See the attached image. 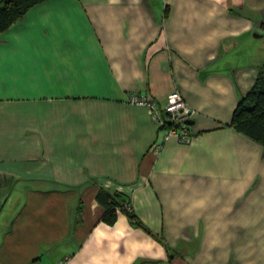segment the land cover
Instances as JSON below:
<instances>
[{
	"label": "crops",
	"instance_id": "1",
	"mask_svg": "<svg viewBox=\"0 0 264 264\" xmlns=\"http://www.w3.org/2000/svg\"><path fill=\"white\" fill-rule=\"evenodd\" d=\"M261 71L264 0L31 6L0 32V264H264V145L230 124ZM175 89L188 142L128 101Z\"/></svg>",
	"mask_w": 264,
	"mask_h": 264
},
{
	"label": "trees",
	"instance_id": "2",
	"mask_svg": "<svg viewBox=\"0 0 264 264\" xmlns=\"http://www.w3.org/2000/svg\"><path fill=\"white\" fill-rule=\"evenodd\" d=\"M40 1L42 0H0V32L16 24L31 6ZM230 124L264 145V72L259 73L254 86L240 100ZM97 198L106 207L107 214L112 213V216L126 200L119 192L105 188L98 191ZM131 213L129 212L133 218Z\"/></svg>",
	"mask_w": 264,
	"mask_h": 264
},
{
	"label": "built area",
	"instance_id": "3",
	"mask_svg": "<svg viewBox=\"0 0 264 264\" xmlns=\"http://www.w3.org/2000/svg\"><path fill=\"white\" fill-rule=\"evenodd\" d=\"M128 101L132 104L144 105L149 108L152 120L159 128L164 129V140H168L172 136H176L183 142H188L192 139L193 131L190 120L195 110L177 89L169 93L163 105L151 95L139 91L132 92ZM118 209L131 212L132 206L128 200H125L123 206Z\"/></svg>",
	"mask_w": 264,
	"mask_h": 264
},
{
	"label": "water",
	"instance_id": "4",
	"mask_svg": "<svg viewBox=\"0 0 264 264\" xmlns=\"http://www.w3.org/2000/svg\"><path fill=\"white\" fill-rule=\"evenodd\" d=\"M190 123H192V120H190Z\"/></svg>",
	"mask_w": 264,
	"mask_h": 264
}]
</instances>
